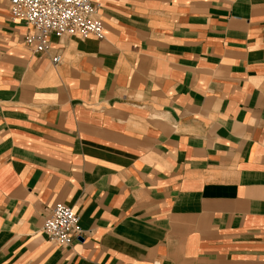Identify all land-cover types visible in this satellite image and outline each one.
<instances>
[{
	"label": "crops",
	"instance_id": "obj_1",
	"mask_svg": "<svg viewBox=\"0 0 264 264\" xmlns=\"http://www.w3.org/2000/svg\"><path fill=\"white\" fill-rule=\"evenodd\" d=\"M93 2L36 53L0 0V264H264V0Z\"/></svg>",
	"mask_w": 264,
	"mask_h": 264
},
{
	"label": "built area",
	"instance_id": "obj_2",
	"mask_svg": "<svg viewBox=\"0 0 264 264\" xmlns=\"http://www.w3.org/2000/svg\"><path fill=\"white\" fill-rule=\"evenodd\" d=\"M10 16L23 21L29 31L23 36L24 43L36 53L49 49V36H78L104 38L102 20L93 0H7ZM60 56L52 62L57 64ZM43 232L56 246H67L73 238L82 239L78 214L63 203H56L43 222Z\"/></svg>",
	"mask_w": 264,
	"mask_h": 264
}]
</instances>
